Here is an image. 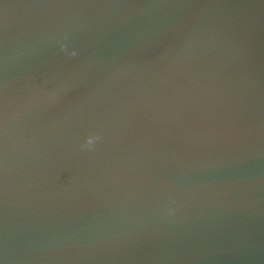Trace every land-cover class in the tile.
<instances>
[{
	"label": "water",
	"instance_id": "1",
	"mask_svg": "<svg viewBox=\"0 0 264 264\" xmlns=\"http://www.w3.org/2000/svg\"><path fill=\"white\" fill-rule=\"evenodd\" d=\"M0 264H264V0H0Z\"/></svg>",
	"mask_w": 264,
	"mask_h": 264
}]
</instances>
